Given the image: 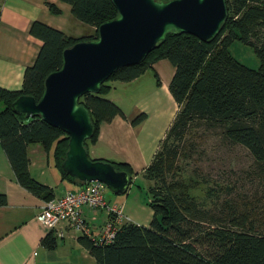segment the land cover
<instances>
[{
  "label": "trees",
  "instance_id": "obj_1",
  "mask_svg": "<svg viewBox=\"0 0 264 264\" xmlns=\"http://www.w3.org/2000/svg\"><path fill=\"white\" fill-rule=\"evenodd\" d=\"M57 1L68 5L71 17L92 28L93 33L72 38L39 22L31 23L28 34L40 46L31 64L23 69L20 88L0 87V148L15 182L43 202L52 200V194L29 174V145L51 152L60 178L78 188L83 185L60 169L66 151L65 134L38 118L15 114L11 103L20 96L37 102L44 79L61 65L62 51L77 41L94 39L97 27L116 15L110 0ZM224 1L226 20L214 39L202 42L187 34L167 35L141 63L118 69L101 84L98 93L85 94L77 101L92 125V136L84 142L87 151L95 143L101 124L124 118L120 108L107 98L115 83H128L151 70L159 86L152 68L159 60L167 61L173 70L167 90L176 111L141 171L142 179L151 183L146 191L151 219L146 226L131 222L117 225L113 238L106 243L80 234L77 242L95 264H264V225L254 224L255 219L245 213L229 212L224 193L229 186L216 182L211 187L210 179L195 171L196 146L191 138L212 132L228 146L245 149L254 167L264 173V0ZM234 42L251 48L258 60L255 69L230 55L228 48ZM142 118L143 114L138 115L131 124ZM110 163L115 170L128 173L131 182L129 165ZM5 204V196L0 194V207ZM39 243L52 249L56 237L47 231Z\"/></svg>",
  "mask_w": 264,
  "mask_h": 264
},
{
  "label": "crops",
  "instance_id": "obj_2",
  "mask_svg": "<svg viewBox=\"0 0 264 264\" xmlns=\"http://www.w3.org/2000/svg\"><path fill=\"white\" fill-rule=\"evenodd\" d=\"M33 22L44 24L72 38L90 36L93 33L92 28L78 23L71 17L68 5L57 0H0L2 88H20L23 69L31 64L40 46V42L28 34V28ZM161 61L163 60L152 65L157 76L156 69ZM146 71L128 83H115L110 88L107 98L120 108L124 118L115 117L109 123L101 124L95 143L87 147V154L93 160L123 162L129 165L136 180L141 177V171L150 162L176 111L167 90L169 81L161 82L158 77L159 86L154 82L149 92L143 91L139 82ZM138 90L144 94L138 95ZM152 93L154 95L147 99V102L156 108L151 119L142 99ZM136 98H140V104L135 103ZM161 101L168 103L166 109L170 108L169 118L160 105ZM140 114H143L142 120L132 125L131 121ZM26 154L30 176L50 189L52 200L78 189L75 184L60 178L59 172L53 166L50 151L45 152L39 145H29ZM0 194L6 199V204L0 207V264H95L92 256L77 242L80 233L65 224H59L62 236L56 237L54 248L46 249L40 245V238L47 232L36 220L43 201L26 192L15 182L1 148ZM120 207L122 215L128 218L129 222L148 225L151 211L146 206L134 205L129 210H126L124 205ZM81 211L95 234L105 221L104 210H97L92 214L89 209L83 207Z\"/></svg>",
  "mask_w": 264,
  "mask_h": 264
},
{
  "label": "water",
  "instance_id": "obj_3",
  "mask_svg": "<svg viewBox=\"0 0 264 264\" xmlns=\"http://www.w3.org/2000/svg\"><path fill=\"white\" fill-rule=\"evenodd\" d=\"M112 20L96 29L94 39L77 41L61 53V65L46 76L36 102L20 96L11 103L15 114L38 118L67 137L61 171L79 184L99 182L113 194H124L130 176L112 163L90 160L84 142L92 136L87 111L77 103L98 93L118 69L141 63L167 35L187 34L199 41L214 39L226 20L224 0H110Z\"/></svg>",
  "mask_w": 264,
  "mask_h": 264
},
{
  "label": "rangeland",
  "instance_id": "obj_4",
  "mask_svg": "<svg viewBox=\"0 0 264 264\" xmlns=\"http://www.w3.org/2000/svg\"><path fill=\"white\" fill-rule=\"evenodd\" d=\"M228 52L248 68L255 69L258 66L257 58L251 48L246 45L234 42L228 48ZM156 70L161 82H168L173 72L165 60L160 62ZM139 83L145 93L149 92L154 85L152 72L146 71ZM143 91L138 90V95L140 93L143 95ZM153 95L154 93L148 97L146 95L142 99L144 108L149 112L151 119L156 108L152 103L147 102V99ZM135 103L140 104V98H136ZM160 105L166 112V117L169 118L170 108L166 109L168 103L161 101ZM191 140L196 146L193 153L197 159L195 171H199L201 175L210 179L211 187H215L216 182H224L229 186V189L224 192L227 193L225 199L228 203V211L239 215L245 213L249 219H255L254 224L264 225V173L257 166L254 167L247 151L239 146H228L229 144L221 141L212 132L197 133ZM88 158L93 160L89 155ZM137 178V180L134 177L131 179L125 193L121 195L113 194L103 186L102 195L107 207L121 208L120 205H124L126 210L133 208L134 205L147 207L146 191L151 183L141 180L142 177Z\"/></svg>",
  "mask_w": 264,
  "mask_h": 264
},
{
  "label": "built area",
  "instance_id": "obj_5",
  "mask_svg": "<svg viewBox=\"0 0 264 264\" xmlns=\"http://www.w3.org/2000/svg\"><path fill=\"white\" fill-rule=\"evenodd\" d=\"M102 190L103 185L93 181L84 184L75 192H66L57 199L43 202L36 220L58 238L62 236L59 224H65L81 235L93 237L99 243L109 242L114 236L117 225L129 220L122 215L120 208L107 207L102 198ZM83 207L89 209L92 214L97 210H104L106 217L111 218L105 219L104 224L100 225L94 234L82 215ZM91 218L93 219V216Z\"/></svg>",
  "mask_w": 264,
  "mask_h": 264
}]
</instances>
